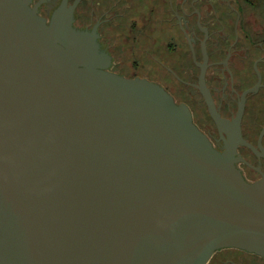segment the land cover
Segmentation results:
<instances>
[{
	"label": "water",
	"instance_id": "water-1",
	"mask_svg": "<svg viewBox=\"0 0 264 264\" xmlns=\"http://www.w3.org/2000/svg\"><path fill=\"white\" fill-rule=\"evenodd\" d=\"M33 1L0 0V264L264 259V172L244 181L211 102L222 152L160 86L106 71L80 0L48 21Z\"/></svg>",
	"mask_w": 264,
	"mask_h": 264
},
{
	"label": "flooded vegetation",
	"instance_id": "flooded-vegetation-1",
	"mask_svg": "<svg viewBox=\"0 0 264 264\" xmlns=\"http://www.w3.org/2000/svg\"><path fill=\"white\" fill-rule=\"evenodd\" d=\"M59 2L48 0L40 6L47 21ZM72 2L68 0L69 5ZM83 2L87 0H80L76 9ZM83 11L86 22L77 29L96 28L99 50L109 58L106 71L160 86L177 105L187 107L196 128L222 152L226 135L214 123L208 99L228 130L246 144L236 148L241 161L235 167L242 178L250 184L261 179L264 10L260 6L241 0H89ZM209 263L264 264V259L221 249Z\"/></svg>",
	"mask_w": 264,
	"mask_h": 264
},
{
	"label": "rangeland",
	"instance_id": "rangeland-1",
	"mask_svg": "<svg viewBox=\"0 0 264 264\" xmlns=\"http://www.w3.org/2000/svg\"><path fill=\"white\" fill-rule=\"evenodd\" d=\"M72 1V0H71ZM89 0H87L88 2ZM236 1V0H235ZM87 2H83L82 4H80L78 6V8L75 10V14H76V17H77V20H78V23H74V26L75 28H79L80 27V24H82L83 22H86L84 21L83 19V15H84V11L85 8H86V5H87ZM241 3L242 4H252L253 6H260V11H263L264 10V0H241ZM262 6V7H261ZM94 10V6H92V8H90V13L89 15L91 14V12ZM92 16H94V13H92ZM94 21V19H93ZM149 79H157L156 77H151L149 76L148 77Z\"/></svg>",
	"mask_w": 264,
	"mask_h": 264
},
{
	"label": "trees",
	"instance_id": "trees-1",
	"mask_svg": "<svg viewBox=\"0 0 264 264\" xmlns=\"http://www.w3.org/2000/svg\"><path fill=\"white\" fill-rule=\"evenodd\" d=\"M209 264H211V263H209Z\"/></svg>",
	"mask_w": 264,
	"mask_h": 264
}]
</instances>
